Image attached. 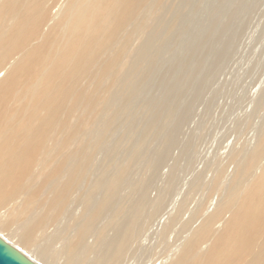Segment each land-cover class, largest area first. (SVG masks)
Masks as SVG:
<instances>
[{
    "label": "bare ground",
    "instance_id": "1",
    "mask_svg": "<svg viewBox=\"0 0 264 264\" xmlns=\"http://www.w3.org/2000/svg\"><path fill=\"white\" fill-rule=\"evenodd\" d=\"M242 1L228 27H220L217 45L226 39L227 44L212 49L210 37L192 49L196 67L210 57L209 65L223 70L220 60L236 50L230 49L237 41L232 30L251 6ZM149 2L0 0V238L34 264H144L145 256L148 264H264V129L259 125L264 114L260 131L251 128L253 145L234 147L229 165L215 156V162L195 170L198 150L196 139L186 137L188 126L200 102L206 112L212 104L204 97V82L192 85L195 72L188 59L189 80L177 78L169 93L174 100L148 104L141 129L128 117L152 73L147 59L155 42L162 35L168 40L180 19L164 15L163 0ZM144 7L151 15L140 13ZM134 33L139 47L131 50ZM108 90L111 95L101 104ZM191 90L193 100L181 105ZM120 95L126 104L114 108L99 128ZM81 103L84 113L72 123ZM121 121L127 131L109 149L108 134ZM95 130L97 139H82L72 148V141ZM200 196L207 201L199 198L191 208ZM75 204H83L81 213L73 211L63 226ZM208 205H214L212 212ZM157 242L163 244L158 253Z\"/></svg>",
    "mask_w": 264,
    "mask_h": 264
},
{
    "label": "rangeland",
    "instance_id": "2",
    "mask_svg": "<svg viewBox=\"0 0 264 264\" xmlns=\"http://www.w3.org/2000/svg\"><path fill=\"white\" fill-rule=\"evenodd\" d=\"M163 1L167 5V10L164 15H168L169 19H173L172 16L178 17L180 15L179 16L180 19L179 22L175 23L172 29L170 30L169 34L171 36L168 40H165V38L162 40V36H163L162 35L155 42L154 47L149 54V58L147 59V61L151 63L153 66L152 73L149 75V78L146 81V83L142 86L140 94L135 99H133L132 108L128 117L131 118L132 121L135 120L134 122H137L139 125V129H141L142 124L145 125L146 124L145 122L148 119L146 116L147 106H149L148 104L155 101L163 102L166 99L174 100V96L169 97V93L172 89V86L178 84L177 80L179 79V77L181 80H183V82L189 80V72L185 66L190 62L187 60L191 59V63L193 64V68H194V69L192 68V72L193 73L195 72L194 76L196 80V81L191 80L192 85L195 86L198 82H204L208 90L207 91L208 94H205L204 97L205 99H207L208 103L211 102L212 104L211 110L209 112H206L207 110L206 111L204 110L205 105L203 101L202 103L200 102L197 106L198 108L196 107L197 108L196 119L192 121V124H190V126H188L189 127L188 129L191 130L190 131L187 130L188 136L186 135V137H190L191 135L193 140L196 139L194 141L195 142L194 144H195V149L198 150L195 152L193 151L195 155L192 152L195 157L191 156L192 158L194 157L193 159L195 160L194 161L196 164L194 166L195 170L201 169L202 166L204 165L206 166V164L209 165L213 161L215 162L216 159L215 156H217L222 163L229 165L230 164L229 156L231 155V152L234 151V147L235 150L236 149L240 150L247 143L249 145H253L254 143L253 131H252L253 129L251 128L257 127L256 130L260 131L259 128L260 125L262 128L261 131L264 129V125L262 124L263 121L261 120V115L264 114V108L260 106V103L262 102V100H264V0H247L245 5L248 6L251 5V6L250 8L246 9L245 12L241 13L239 20L235 24V28L232 30V31L235 30V36L237 38V41L236 40L231 41L230 49L232 47L233 48L236 47V50H234L235 52L233 53L231 58L223 59L222 61L220 60V63L223 62V64L219 63V66H223V70L221 71L222 73L220 72V69H214L211 65H209L211 64L210 63L211 61L210 62L208 61L210 57H207L208 60L205 61L206 63L204 62L202 63L201 66H199L200 69L196 67V65H194L196 64V59H192L191 56L193 53L192 49L194 47H198L199 44L202 45V42L205 40V38H209L210 40V37H212L211 42L213 41L212 44L210 42V45L212 46L214 45L213 48L210 46L212 49H215V46L221 47V45H224V43L227 44V39H226L222 44L217 45V42L218 43L222 42L219 41L221 37L219 36V34L222 32L220 27L222 29L224 27L226 28V26L228 27V24L232 21V19H234V14L236 15V13L238 12L237 10H239L241 4L244 3V1L242 0H163ZM150 2H152V0H150ZM150 2L148 4H150ZM253 7L256 8L254 9ZM152 9H155V7L152 6ZM157 10L160 9L156 8L155 11ZM140 13H144V15H149V14L151 15L150 8H145V7L141 9ZM230 14L231 16H229ZM239 28H241L242 30ZM246 31H248L249 33H247ZM214 32L215 35L212 34ZM242 32L244 34H242ZM139 35L140 38L144 37L141 36L142 35L141 31L139 32ZM132 43H133V47L131 50H135L139 47L138 46L139 40L136 33H134V39ZM204 52H206L205 49L203 50V54ZM199 56L201 57V54H199ZM201 59L202 57L197 60L201 61ZM206 66L207 67L210 66V67L207 68ZM216 70H218L219 73ZM209 71H211L212 74ZM207 73L212 75L214 79H212L213 77H210V75ZM130 77L132 79L134 76H130ZM209 77L212 80L209 79ZM84 83L86 84V81H84ZM105 83L107 84L106 85L107 88H109L110 81L107 80ZM93 87L95 86H91V89H93ZM209 88H211L212 91H210ZM117 89L118 87L113 85L112 92H115ZM193 91L194 90L189 91V93L187 92V94L184 97H182L181 100L179 99L181 105H185L186 102L189 103L190 101L189 99L193 100V96H194ZM108 92L109 93H106L105 95L104 93L102 94L99 100L101 104H105L106 101L109 99L111 95V91L108 90ZM211 93L213 94L216 93V94L214 96L211 95ZM126 102L127 100L125 95H120L116 99L114 98L112 101L113 103L112 108L108 110L107 113L104 114L103 118L98 124L99 128L103 126L105 117H107V115L111 113L114 108L121 107L124 104H126ZM143 105L145 106L143 107ZM145 107L146 109H144ZM149 109H157V107H151ZM84 110H85L84 104L81 103L75 109V113L73 115V118L71 119L72 123H74L75 118L79 114L84 113ZM198 117L201 118L199 119ZM141 119L143 120L142 123H140ZM258 121L259 122L262 121V122L257 126ZM203 123L205 125H203ZM252 124L253 126H251ZM117 127L118 128L115 129V131L108 134V141L106 143V146L109 149L112 146H114L117 142H119V140L127 131V125L123 121H121V124H118ZM195 133L197 136L195 135ZM98 137H99V130L98 131L95 130L94 132L92 131V133H90L89 135H83L77 141L74 142L72 141V143H74L72 148L76 149L75 147L81 146L82 143L80 141L82 139L84 140L91 139L92 141L97 139ZM133 140L134 137L131 141ZM198 140L200 143L198 142ZM127 141L129 142V140ZM156 144L157 142L154 143L152 142L151 148H154ZM218 146L220 149L218 148ZM220 152L223 153V154L221 153L223 157L220 156L221 155L219 154ZM204 156L207 157L206 161L204 159ZM103 157H104L103 153L98 154L97 156L98 164L103 159ZM196 157L198 158V160ZM198 162H200L201 164ZM232 169L233 167L231 168V166L228 168L229 170L228 174L232 173ZM95 170L96 167L93 169L94 177L96 174L98 175V169L96 170L97 172ZM93 175L91 176L88 184H90V182L94 180ZM207 177H208L207 181H209L212 175L208 174ZM203 197L202 196L197 197L196 201L193 203L194 205L191 206V208H193L197 204L196 202L199 203L200 200L201 203H203L205 200L207 201V198L206 197L203 198ZM199 198L201 199L199 200ZM78 203H82V202H78ZM82 205L83 204H80L79 207L76 204L73 205V207H71L70 209V212L67 213L65 216L68 220L64 217V219L61 220V222L64 223V220L66 219L65 224L60 223V225L61 224L63 226L67 225L66 222H68L69 219L71 218L70 214H73V211L74 212L76 211L77 215L80 214L81 213L80 208L82 207ZM208 207H209L208 212H212L214 209V205H210V206L208 205ZM177 229L178 228H176L175 230V234L179 235V233H181L180 227H179L180 232H177L178 231ZM157 244L158 247L155 250L156 253L163 250V244L162 243L159 244V242H157ZM159 246H161V249ZM146 258H147L146 261L149 262L148 256H145L143 257L144 264H148L145 261Z\"/></svg>",
    "mask_w": 264,
    "mask_h": 264
},
{
    "label": "water",
    "instance_id": "3",
    "mask_svg": "<svg viewBox=\"0 0 264 264\" xmlns=\"http://www.w3.org/2000/svg\"><path fill=\"white\" fill-rule=\"evenodd\" d=\"M0 264H34L17 249L0 238Z\"/></svg>",
    "mask_w": 264,
    "mask_h": 264
}]
</instances>
